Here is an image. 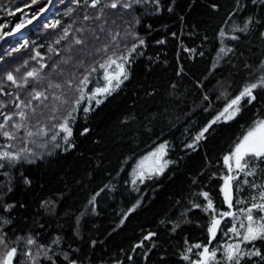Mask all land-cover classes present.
Masks as SVG:
<instances>
[{"label":"trees","instance_id":"16d2710c","mask_svg":"<svg viewBox=\"0 0 264 264\" xmlns=\"http://www.w3.org/2000/svg\"><path fill=\"white\" fill-rule=\"evenodd\" d=\"M263 120L264 0H0V264H264Z\"/></svg>","mask_w":264,"mask_h":264},{"label":"rangeland","instance_id":"374dc122","mask_svg":"<svg viewBox=\"0 0 264 264\" xmlns=\"http://www.w3.org/2000/svg\"><path fill=\"white\" fill-rule=\"evenodd\" d=\"M245 98H239L234 101L228 109H226L218 119L228 120L232 118L236 113H238L241 105L243 104ZM264 153V120L257 124L236 146L232 154L226 159V164L232 172L238 171L244 158L250 154L260 155ZM139 170H137L135 177L133 178L132 184H143L147 180L160 178L168 167V159L166 147L160 145L157 149H154L148 155H146L139 164ZM223 193L226 200V204L231 206L232 204V187L231 180L226 179ZM229 216H232L231 214ZM251 221L250 215L247 216ZM216 224L220 225V222ZM215 224V226H216ZM220 229V226H219ZM218 229V230H219ZM248 239L256 237L258 230L255 227L247 228ZM218 232V231H217ZM234 251L235 248H232ZM213 254L209 250H204L201 253L199 260L195 264H210L213 259ZM12 263V257L9 258L8 264Z\"/></svg>","mask_w":264,"mask_h":264},{"label":"water","instance_id":"95a60500","mask_svg":"<svg viewBox=\"0 0 264 264\" xmlns=\"http://www.w3.org/2000/svg\"><path fill=\"white\" fill-rule=\"evenodd\" d=\"M219 224H216V226H214L213 230H212V239L215 238L216 234H217V231L219 229Z\"/></svg>","mask_w":264,"mask_h":264}]
</instances>
